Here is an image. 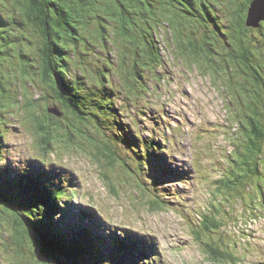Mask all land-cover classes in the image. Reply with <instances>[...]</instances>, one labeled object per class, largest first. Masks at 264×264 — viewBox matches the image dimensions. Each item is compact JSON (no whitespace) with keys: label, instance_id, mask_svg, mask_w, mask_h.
I'll return each instance as SVG.
<instances>
[{"label":"rangeland","instance_id":"obj_1","mask_svg":"<svg viewBox=\"0 0 264 264\" xmlns=\"http://www.w3.org/2000/svg\"><path fill=\"white\" fill-rule=\"evenodd\" d=\"M176 1L178 0L174 2ZM202 1V6L200 3L191 14L189 13V16L185 13L180 15L186 16L191 21L190 24L193 23L192 27L203 33L206 38L211 37L213 40H208L212 42L211 46L221 49L224 45L223 39L212 30L211 24L208 25L204 12L206 9H216L217 15L221 16L219 8L223 10L234 5L229 0ZM0 2L3 6H0V17L2 14L7 18L11 13L9 3H14L15 0H0ZM174 9L176 11V8ZM99 12L103 13L102 8H98L96 14ZM87 17H91L94 22L98 21L94 16ZM224 20H227L226 17L219 19V22L224 23ZM112 25L115 26L113 23ZM12 28L17 30L16 26L7 27L0 23V39L10 36ZM92 29L93 25L89 28L87 26L84 32L97 40L96 37H99L100 33ZM114 29L113 26H109L107 33L111 36L110 32ZM161 34L163 36L162 38L160 36L159 41L160 48L165 53V63L163 68L157 70L159 76L156 79H150L154 76H151L152 72L147 66L140 72L142 78L132 76L133 57L130 55L126 57L124 50L117 51L116 54V49L111 47V39H106L105 47L99 45L94 50L90 45H86L87 51L78 56V66L83 70L81 72L86 76V80L91 78L89 82L84 81L87 84H96L95 81L99 80L96 73L99 64L94 65L93 57L99 55L101 63L105 60L119 62L121 65L119 71L130 74L128 76L134 79V85L143 86L142 79H144L146 83L149 81V84L155 86L157 92L154 93L151 89L142 99L133 104H126L123 101L124 94L127 93L131 83L124 79L122 83L125 85V90H121L123 93L116 99V105L123 110L125 122L131 125L132 120L135 121L138 128L136 132H140L141 136L151 138L148 134H152L157 140L167 141H163V158L170 163L168 165L174 171L184 174L183 178H173L169 175L164 178L160 175V180L166 182L164 188L168 190L160 191L159 197L166 202V204L162 203L164 208L157 205L156 208L149 207L143 203L147 200L145 197L144 199L141 195H134L131 178L122 170L120 161L113 160L111 155L105 156L104 151L98 148L101 140L98 136L100 132L93 123L85 124L69 119L68 114L61 115L57 123L64 125L55 124L49 128L52 133H64L60 130V127H63L62 130L66 131L65 136L60 140L54 139L46 153L40 149L43 136L38 137L33 128L29 127L30 115H27V111L33 110L44 118L49 109L58 107L59 102L47 82H41L40 74L34 77L30 76V71L25 75L18 72L15 48L9 50L5 42L2 51L4 55L0 54V130L5 134L3 143L7 147L1 151L3 157L0 158L4 160V165H8L12 170L17 169L18 166L19 170H23L25 168L23 163L40 167L41 161L45 162L42 163L43 168L53 172L58 181L56 183L66 190L67 205L88 209L91 215L101 218L105 228L102 231L96 229L100 234L106 231V226H112L120 229L121 233H124L122 229H127L130 233L149 241L150 243L144 240L146 247L156 252V256L151 257L148 263L149 258L137 253L135 264H264V212L255 213V202L248 196L253 189L241 185L237 190L238 195L231 191L233 194L226 198V194L223 197L220 195L227 191V188L218 185L221 178L229 177L228 167H231L232 158H237L238 154L236 146L240 147L241 141L244 144V137L241 134L235 139V135L241 133L239 131L241 128H237L235 122L241 121L242 116L244 119L245 113L248 112L245 106L246 112L242 113L244 106L239 100L241 99L243 104H248V100L259 93V97L256 98L255 95V99L258 101L261 99L264 105V90L256 80L254 83L248 75L237 71V66L242 64L240 56H228L229 54L222 49L215 55L200 49L198 37L194 42H189L192 38L189 28L173 27L171 35L174 41L170 36L167 37L162 32ZM215 35L219 37L215 38ZM247 35V43L254 46L255 61L261 64L264 60L262 42L264 37L256 31L255 36L250 33ZM30 38L37 40V44L33 41L31 45L29 44L32 48L43 44L35 36ZM176 38L184 42V54L178 50L180 42H177ZM188 56L194 61L193 63L189 61ZM224 56L230 59V73L236 72L237 76L234 77L233 83L238 87L240 98L234 93L233 103H230L225 90L230 81L226 82L225 79L228 78L227 70L223 69L224 65L221 62V68L217 72V64L213 61L214 58L221 61ZM20 61V64H28L27 61ZM89 66L93 67V71L85 73L84 69ZM31 70L33 73L37 71ZM82 74L77 73L79 77ZM261 74L264 83V71ZM113 78L117 83L116 75ZM46 88L49 95L42 97L40 92L45 91ZM227 92H231L228 86ZM130 94L135 95V93ZM229 96L231 97V94ZM27 99L31 100L32 106L26 103ZM259 104L261 105L260 102ZM261 109L264 114V108ZM50 113L48 115H53L52 112ZM78 123H81V126ZM67 125L69 127L75 125L84 132L75 130L72 135L73 141H68L71 134ZM130 130H133L132 125ZM90 134L93 136V147L90 145ZM115 145L119 146L116 141ZM121 153L123 154L122 151ZM36 158L41 161L38 163ZM127 158L131 162L129 154ZM156 173L161 174L160 171ZM114 187H117L116 191ZM219 190L222 192L219 193ZM227 207L231 209V213ZM73 211L75 213L69 214L67 221L72 222L80 218L76 215L78 210ZM205 216L207 218L204 221ZM216 221L220 222L218 225L221 226L222 234L216 228L210 229L213 230L212 232H207L206 227H214L212 224ZM0 223H2L0 231L4 230L2 232L7 236L6 229L2 228L9 226L10 218L2 211H0ZM218 233L222 240L219 244L220 249L228 250H223L224 256L219 255V250L215 252L220 257L219 260L212 255V252H207V244L211 245V242L218 238ZM7 237L12 238V236ZM4 238L7 240L6 237ZM8 243L11 246L10 250L5 245L0 246V264H25L26 250L18 255L14 250L16 246L9 239ZM130 252L135 253L133 250ZM124 258L125 256H122V259ZM126 260L129 262V258Z\"/></svg>","mask_w":264,"mask_h":264},{"label":"trees","instance_id":"obj_2","mask_svg":"<svg viewBox=\"0 0 264 264\" xmlns=\"http://www.w3.org/2000/svg\"><path fill=\"white\" fill-rule=\"evenodd\" d=\"M174 1L15 0L14 3H9L11 13L8 17L4 18L2 14V17H0L1 25L17 27V30L12 28L11 33H9L10 36L6 39H0L1 56L4 55V53H2L4 50V42L6 43V48L9 50L15 48L16 58L18 60V72H22V75H25L30 71V76L33 75L34 77L40 74L39 78L41 76V82H47L50 87L49 89L52 90L58 99V107H54V109L61 115L68 114L69 119H74L77 122L81 121V123L85 122V124L93 123L97 131L100 132L98 136L101 140L98 148L100 147L104 151L105 156L109 157V155H111L113 160L118 159L120 161L122 170L131 178L134 195L145 197L147 200H144L143 203L152 208H156L157 206L163 207V205L160 204H166V202L159 197L160 191H168L167 188H164L166 183L160 180V175H163L164 178L167 177L166 175L168 173L172 175V168L166 161H163L161 155V153H164L163 141L166 140H157L152 136L151 138H144V136H141L140 132H136L138 128L134 120H132L131 123L133 127L131 131V125L123 119V110L116 105V99L123 93L121 90H125V85L122 83L124 79L131 83L127 93L124 94L123 101H125L126 104L137 102V100L142 99L144 97L143 95H146L151 89H153L154 93L157 92L154 88L155 86L149 84V81L146 83L144 79H142L144 83L143 86L134 85V79H130L128 76L130 74L119 71L121 67L119 62L114 63L111 60H105L101 63L99 55L93 57L94 65L96 66V64H99L96 69L99 80L95 81L96 84H87L84 81L86 80V76L82 74L81 71L83 70L78 66V56L87 51L85 48L86 45H90L94 50L97 49L99 45L105 47L106 39H111V47L116 49V54L117 51L124 50V52H126V57H129V55L133 57L134 61L131 68L132 76L135 75L142 78L143 75L140 72L147 66L152 72L151 76H154V78H150L153 80L159 76L157 70L163 68L165 63V53L162 51V48H160L159 41L160 36L161 38L163 36L161 32L166 36H170V39L173 40V36L171 35L173 27L179 28L184 26L189 28L190 34L192 35V38L188 41L194 42L198 37V40H200V49H204L208 53L214 55L222 49L229 54L228 56H240L242 64L237 66V71L248 75L254 83L256 80L264 90L261 74L264 71V60L261 61V64L256 63L255 50H253L254 46H251V44L246 41V37L248 36L247 33L255 36V31L264 37V20L260 22L259 27L247 24L249 11L248 0H229L234 6L231 5L223 10L219 8L222 13L221 16L217 15L216 9H206L204 12V17L209 22L208 25L211 24L212 30L218 33L223 39L224 45L221 49H215L214 46H211L212 42L210 43L208 40L213 39L211 37L206 38L203 33L192 27L193 23L190 24L191 21H189L186 16L180 15V13H185L189 16V13L191 14L200 3L202 6L203 1ZM0 6L3 7L1 2ZM98 8H102V14H100V12L96 14ZM174 8H176V11ZM88 15L94 16L98 21L94 22L91 20V17H87ZM225 17L227 20H224V23H220L219 19ZM112 23L115 24V26L112 25ZM90 25H93V29L100 33L99 37H96L97 40L87 36L84 32L87 26L89 28ZM109 26L115 28L110 32L111 36L107 33ZM177 33L179 34V30H177ZM178 34L177 36L179 37ZM117 35L121 36V38ZM30 36L37 37L40 39V43L42 42L43 44L40 46L37 45L35 48L30 47L29 44L31 45V41L37 44V40H32ZM219 36L215 35V38ZM176 41L180 42L178 38H176ZM262 42L264 43V40ZM215 43H217L216 40ZM178 45V50H181V54H184V42L182 41ZM206 55L210 57L208 54ZM228 56H224L220 59L221 61H217V59L214 58L213 61L216 62L218 67V69H216L217 72L220 70V64L222 65V63L224 65L223 69L226 68L227 71L231 69V67H229L230 59H228ZM178 58L180 59V57ZM20 60L27 61L28 64H20ZM39 60L40 62L38 63ZM189 61L192 63L194 62L190 57ZM31 69L37 71L33 73ZM91 70L93 71L92 66L84 69L85 73L91 72ZM227 71L228 78L225 79L226 82L230 81L226 85L225 90L228 94L230 103H233L232 99L234 93L240 98V92L237 85L233 83L236 72L231 74L230 71ZM76 72L79 74L81 73L82 76L79 77ZM114 75H116L118 80L117 83H115L113 78ZM90 80L91 78L86 81L89 82ZM227 86L230 88L231 92H227ZM44 90L45 91L40 92L42 97L44 95H49L47 88ZM130 93H135V95L132 96ZM230 94L231 97L229 96ZM255 95L256 98L259 97V93L254 94V99L251 98L248 100V104H243L241 99L239 100L241 105L244 106L242 113L246 112L245 106L248 112L245 113L244 119L242 116L241 121L235 122L237 128H241L239 130L241 133L238 132L235 135V139L239 138L241 134L244 137V144L241 141V146H236L238 154L237 158H232L231 167H228L227 173L229 177H223L224 179L221 178L218 185L227 188V191L224 192L219 190V193L222 192L220 197L226 194V198L233 194L231 191L238 195L239 192L237 190L241 185L253 189V192H249L248 196L251 198V201L255 202V213L259 211L263 213L264 114L261 108H264V105L261 99L259 101L255 99ZM26 103L28 105L32 104L30 99H27ZM32 111H27V115H30V119L28 117V125L33 128L38 137L41 136L42 138L43 136V144L41 145L43 147H41L40 144L39 146L40 149L46 153V150H48L54 139L60 140L65 136L64 133L66 131L62 130L63 127H60V130L64 133H52L49 128L51 125L61 124L60 122L57 123V121H60L59 117L61 115L58 117H56L57 115L55 114L48 115L51 113L47 111V116L43 118ZM81 123H78V125L81 126ZM66 127L69 128L71 134L68 141H73L74 137L72 135L75 133V130L84 132V130L79 129L75 125L72 127L67 125ZM100 130H103V132ZM0 136L3 137L4 141L6 137L1 130ZM90 138V145L93 147L92 134H90ZM115 141L119 146L115 145ZM6 147L7 146L0 147V157H3L1 151ZM128 154L133 163L128 160ZM36 159L38 163L41 161L38 158ZM42 163L45 164V162L41 161L42 166ZM0 164V166L3 167V195H0V211L10 218V224L8 223L9 226L3 227L2 229H6L5 232L7 236H12V238L5 236L2 232L4 230H1L0 246L5 245L10 250L11 246L8 243L9 239L11 243L16 246L14 248L16 253L18 255L22 254L20 250L22 244L17 242L15 236L17 232L22 231V237L27 238L31 246L35 244L38 246L39 256L48 264H98V261L104 255L111 256V258L116 261V264H125L127 258L131 259L132 252L120 251L121 254L125 256V258L122 259L119 257V252H110L102 248V239L97 236V234L100 233L96 228L84 226L86 218L79 211L76 213V215L80 217L76 218L77 220L75 219L72 222L66 220L69 214L75 213L71 210L66 213L65 223L63 225L58 226L52 223L49 230L41 233L42 238L38 242L36 229L37 221L49 220L50 217L54 220L60 213L55 211L56 206L52 203V200L41 203L38 198L26 197L19 194L14 188V184L16 183L15 177L18 174L16 171L17 169L12 170L8 165H4V160H1ZM132 164L134 166H132ZM159 170L161 174L156 173ZM29 173L33 177H36L40 174V170L35 168H24V170L19 172V174ZM57 183H55V186H50L55 201H62L64 204H68V198L65 196L66 190L62 189V185H58ZM116 190L117 187H114V191ZM253 196H255V199H253ZM227 209L229 213H231V209L229 207H227ZM206 218L207 216H205L204 221ZM203 223L205 222H202V224ZM219 223L220 222L216 221L212 224L214 227H206L208 229L207 232H212L213 230L210 229L216 228V230L222 234L221 226L218 225ZM0 224L2 225V223ZM82 227H85L86 230H78ZM53 233H58L62 240V243L56 248L49 246L46 242ZM219 233L218 238L213 240L211 245L207 244V252H212V255L217 260H219L220 257L215 252L219 250V255L224 256L223 250H227V248L223 250L220 249L221 245L219 244L222 240L219 237ZM4 237H6L7 240ZM214 244L215 246H212ZM118 260H120V262H118ZM41 263L42 262H40V264ZM105 264H109V262L105 261Z\"/></svg>","mask_w":264,"mask_h":264},{"label":"snow or ice","instance_id":"obj_3","mask_svg":"<svg viewBox=\"0 0 264 264\" xmlns=\"http://www.w3.org/2000/svg\"><path fill=\"white\" fill-rule=\"evenodd\" d=\"M249 3V19L255 23L258 27L260 22L264 20V0H248ZM3 143V137L0 136V147H5ZM3 167L0 166V195H3ZM16 183L14 184L15 190L26 197L38 198L41 203L52 200V203L56 206L55 211H58L60 215L54 220L50 217L49 220L37 221V238L38 242L41 240V233L50 229L51 224L63 225L66 219V213L71 210H78L85 216L84 226L100 229L105 228V225L101 218L91 215L88 209H79L77 205H69L67 208H61L58 202L55 201L50 186H55L56 178L53 172L48 169H44L40 166V174L33 177L29 174H17L15 177ZM111 235H105L101 241V247L110 252L130 251L136 247V245L143 241V237H136L131 234L117 235L112 230H109ZM47 244L53 248L58 247L61 243V237L58 233H53L48 240ZM108 261L109 264H116V261L109 255H104L98 261V264H105Z\"/></svg>","mask_w":264,"mask_h":264},{"label":"bare ground","instance_id":"obj_4","mask_svg":"<svg viewBox=\"0 0 264 264\" xmlns=\"http://www.w3.org/2000/svg\"><path fill=\"white\" fill-rule=\"evenodd\" d=\"M150 135V137L152 136V134H148V136ZM161 155H162V153H161ZM162 157H163V155H162ZM163 161H165V159L163 158ZM167 164H169L170 165V163H167ZM23 166H25V168H35V169H37V170H40V167H35V165L34 164H32V165H25L24 163H23ZM26 166H29V167H26ZM31 166V167H30ZM172 168V167H171ZM24 170V169H23ZM17 173H19V172H21L22 170L20 169L19 170V166H18V168H17ZM160 171V170H159ZM160 173H161V171H160ZM164 174H167V173H164ZM167 175H169V176H174V177H184V174H182V173H178L176 170L174 171V169L172 168V175L171 174H167ZM173 177V178H174ZM172 178V179H173ZM58 204H59V207L61 206V208H67L69 205H67V203H63L62 201H59L58 202ZM81 213V212H80ZM90 214V213H89ZM70 222V221H69ZM78 230H86L85 229V227H82V228H79ZM109 230H112L113 232H115L117 235H124V234H131V235H133V236H136L135 234H133V233H130V231L129 230H127V229H122V230H124V233H121L120 232V229H118L117 227H112V226H106V231L103 233V234H97V236L98 237H100L101 239H103V237L105 236V235H111V232H109ZM114 230H116V231H114ZM127 230V231H126ZM136 237H140V236H136ZM144 240L145 239H143V241L142 242H140V243H138L137 244V246L134 248V249H132L133 251H135V253H133V254H131V259L129 258V262H127V260H126V264H135L136 262H135V257H136V254L137 253H139V254H141V255H144L146 258H149L148 260H147V262L149 263V260L151 261V257H153L154 255L156 256V252H154L153 250H149L147 247H146V243L144 242ZM145 241H147V240H145ZM147 242H149V241H147ZM150 243V242H149ZM140 245V246H139ZM141 248V249H140ZM144 250H146V251H144ZM131 251V250H130ZM130 251H128V252H130ZM127 252V253H128ZM152 252H154V253H152ZM150 253V254H149ZM122 254H121V252L119 251V257L120 258H122ZM118 261H120V260H118ZM145 262V261H144Z\"/></svg>","mask_w":264,"mask_h":264},{"label":"water","instance_id":"obj_5","mask_svg":"<svg viewBox=\"0 0 264 264\" xmlns=\"http://www.w3.org/2000/svg\"><path fill=\"white\" fill-rule=\"evenodd\" d=\"M248 13H249V11H248ZM247 24L248 25H251V26L253 25L255 27H258L255 23H253L249 19V15L247 16ZM49 112H52L53 114H55L57 116H60L61 115L56 109H52L51 108V109H49ZM21 232H17L16 233L17 235L15 234V236H16L17 242H20L22 244L21 245L22 247L20 249L21 250V253H22V251L25 252V250H26V254H25L26 261L25 262L27 264H36V263L40 264V262L45 263V264H48L44 259H42L39 256L38 246L36 244L31 246L28 243L27 238H23L22 237V233Z\"/></svg>","mask_w":264,"mask_h":264},{"label":"clouds","instance_id":"obj_6","mask_svg":"<svg viewBox=\"0 0 264 264\" xmlns=\"http://www.w3.org/2000/svg\"><path fill=\"white\" fill-rule=\"evenodd\" d=\"M166 183V182H165Z\"/></svg>","mask_w":264,"mask_h":264}]
</instances>
